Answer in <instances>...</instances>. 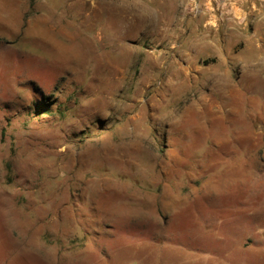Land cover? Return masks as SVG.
I'll use <instances>...</instances> for the list:
<instances>
[{
  "label": "rangeland",
  "instance_id": "obj_1",
  "mask_svg": "<svg viewBox=\"0 0 264 264\" xmlns=\"http://www.w3.org/2000/svg\"><path fill=\"white\" fill-rule=\"evenodd\" d=\"M139 1L0 0V264H264V76Z\"/></svg>",
  "mask_w": 264,
  "mask_h": 264
},
{
  "label": "crops",
  "instance_id": "obj_2",
  "mask_svg": "<svg viewBox=\"0 0 264 264\" xmlns=\"http://www.w3.org/2000/svg\"><path fill=\"white\" fill-rule=\"evenodd\" d=\"M139 2L146 15L156 17L154 29L163 42L175 46L185 78L210 73L216 80L247 81L264 76V8L258 0Z\"/></svg>",
  "mask_w": 264,
  "mask_h": 264
},
{
  "label": "built area",
  "instance_id": "obj_3",
  "mask_svg": "<svg viewBox=\"0 0 264 264\" xmlns=\"http://www.w3.org/2000/svg\"><path fill=\"white\" fill-rule=\"evenodd\" d=\"M259 1V7L264 8V0H258Z\"/></svg>",
  "mask_w": 264,
  "mask_h": 264
}]
</instances>
